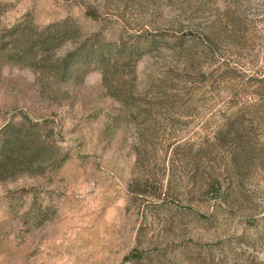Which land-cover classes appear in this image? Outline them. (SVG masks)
Masks as SVG:
<instances>
[{"label":"rangeland","instance_id":"1","mask_svg":"<svg viewBox=\"0 0 264 264\" xmlns=\"http://www.w3.org/2000/svg\"><path fill=\"white\" fill-rule=\"evenodd\" d=\"M19 122L49 158L0 172V264H264V0H0Z\"/></svg>","mask_w":264,"mask_h":264},{"label":"trees","instance_id":"2","mask_svg":"<svg viewBox=\"0 0 264 264\" xmlns=\"http://www.w3.org/2000/svg\"><path fill=\"white\" fill-rule=\"evenodd\" d=\"M65 32V31H64ZM59 33H51L49 34L46 38L43 40L41 39L40 45L43 48H49L50 45H52L53 42H56L59 38ZM61 34H66V33H61ZM68 34H73L74 33H68ZM75 39H77V36L74 34ZM108 43H101V51H99V58L100 60H103L102 57H105L104 55L106 52L104 51H110L111 47ZM71 57L67 56L64 58L63 62L61 63L60 67L64 69L65 71L68 70V64H69V59ZM40 124L37 122L28 124L26 122H19V123H14L10 124L6 130L4 131V137L2 142L0 143V172L4 174H15L17 171V168L19 165H29L37 162V166L41 165V163L44 160H47L49 158V152H48V145L44 142L41 141V135L39 134V128ZM7 176V175H4ZM200 183V188L204 191H207L211 188V190L216 191V183L214 182H209V180H202L199 182ZM217 189H221L217 187ZM217 192V191H216ZM216 199L215 201V207H221L222 204H224L225 199L221 196H216L213 197ZM217 203V204H216ZM192 213H196L199 218L204 219L206 221L210 220L211 216H204L197 210H191ZM188 247V245H186ZM208 249L205 251L207 254L212 253L214 249H212V245H208ZM187 252H191L189 248ZM196 253L199 254V258H201L203 251H197ZM160 254L157 256L159 257ZM165 256L161 254V260L159 263H163ZM148 262L150 264H156L155 257H151L150 255L147 257ZM196 259V258H195ZM206 260L203 258V263L207 264L205 262ZM174 264H179V263H174ZM192 264H202V262H195Z\"/></svg>","mask_w":264,"mask_h":264}]
</instances>
